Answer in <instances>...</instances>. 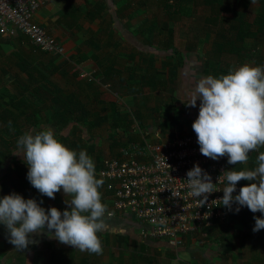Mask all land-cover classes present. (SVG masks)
I'll use <instances>...</instances> for the list:
<instances>
[{"label": "crops", "instance_id": "obj_1", "mask_svg": "<svg viewBox=\"0 0 264 264\" xmlns=\"http://www.w3.org/2000/svg\"><path fill=\"white\" fill-rule=\"evenodd\" d=\"M144 1L44 0L36 12L34 20L43 25L48 33L64 45L67 56H56L58 59L52 62H50L52 56H46L44 53L40 54L38 49L31 48L33 47L32 44L24 35L19 34L9 39H0V87H6L9 92H13L11 88L16 85L24 87L28 83L23 77L25 74L22 77L17 75L14 67L17 61L16 55H21L23 60L30 64L41 66L42 70L46 72L47 77L39 85L48 94L44 95V99H38L45 111V115H42L44 118L49 115V103L55 94L66 96L69 92L77 89L75 82H77L78 78L72 77L69 72L66 77L57 72L51 73L54 64L62 66L66 63V59L74 56L72 59L79 63H72L76 65L79 72L81 69L85 70L90 72L95 78L92 80L94 87L77 89L75 92H77V99H82L88 110L95 114L99 113L102 116H107V122L102 123L100 126H94V122H91L90 112V115L85 117V119L88 118L86 119L87 124H75V126H78L77 134L82 136L85 142H81L82 144H64L77 153L81 150L87 152L94 161L98 179L100 178L97 172L101 161L109 156L118 154L119 145H117L116 141L122 142L124 145L131 138V141L142 142V136H144L145 139L155 143L173 138L182 133L194 132L192 122L198 115L200 101L197 100L196 107L186 106L185 103L188 102L190 89L194 86L195 81L209 75L201 66L203 64L201 56L204 55L205 51L202 52V49L198 48L199 46L195 50L188 49L183 42L184 40L180 39L181 35L177 38L175 32L171 40V46L141 48L144 59L142 62H138V65L142 69L150 65L149 54L153 53L155 56V60L152 61L148 68L152 75L150 78L151 82L144 85L140 90L134 85V92H128L126 87L128 86L126 84L128 79L124 65L130 49L129 44L128 48L124 44L122 45V26L129 29V31H133V28L128 26L127 23L125 24L122 19V6L127 8L158 6L157 0ZM147 17L145 14L139 22L143 23ZM155 18L163 20L164 17L160 14L158 17H153L152 20ZM178 19L179 22H184L180 18ZM69 23L71 25H68ZM109 34H112L113 42L106 47L101 46V48H98V44L95 45L90 41L95 36L96 40H100V44H102ZM185 35V39L188 38V33H185ZM164 37L167 40L168 34L164 33ZM24 38L30 43L27 48L23 47V43L26 42ZM114 42L119 43V45L115 46ZM97 51L102 52L103 55L105 53L122 55V64L118 58L117 60L118 68L122 70L123 80L117 76L111 80L94 76L97 65L92 55ZM70 68L71 66L67 69L70 70ZM156 72H160L161 75ZM49 74H55L51 78L55 82L52 80L48 82ZM115 79H119V82ZM107 84L111 86L112 90L117 89L116 91L118 92H110V89L105 86ZM122 85H124V88ZM58 86L62 87L60 89L54 88ZM122 91L126 93L124 96L120 95ZM116 94L118 97L115 96ZM99 97L106 101L112 98L116 103H125L127 106L131 104L133 109L136 108L135 103L143 102L144 105H139L142 119L136 120L139 123L140 131L136 129L135 123L130 126L125 125V116L119 115L122 107H119L120 110L108 109L110 106H104L100 102ZM120 117L122 118L120 119ZM50 128L53 129L57 139L60 136L67 138L71 124L58 133L55 128ZM67 129L68 132H63ZM35 132L36 130L30 127L24 131V134H34ZM129 132H132L131 136L127 135ZM129 137L131 138L128 140ZM112 143L117 146H113ZM18 161L23 165L24 175L19 178L10 163L8 165L11 166V170L8 171L11 172L10 175L6 179L0 180L1 189L6 185V192H3L4 195L16 192L26 199L33 198L38 203L42 201L41 206L46 210L50 206L56 207L61 211L67 208L66 202L70 201V196H64L63 190L55 194V199H50L40 194L31 186L27 179L28 166L23 162V158L18 157ZM247 164L248 162L244 165L246 166ZM243 182L246 183L244 180ZM99 191L101 192L102 203L107 206V210L110 212L112 209L111 192L105 188L104 184ZM3 194L1 197L4 196ZM105 221L106 228L98 233L103 246V252L99 255L73 249L70 245L59 243L56 239L49 238L44 233L30 237V239L35 240V243L30 244L27 250L20 251L9 243L7 230L4 225L0 224V264H197L184 255L183 244L175 251L163 240L144 237L141 234L143 227L129 212H118L110 216L106 214ZM193 235L185 234L183 241L187 242ZM179 252L182 253L179 254Z\"/></svg>", "mask_w": 264, "mask_h": 264}, {"label": "clouds", "instance_id": "obj_2", "mask_svg": "<svg viewBox=\"0 0 264 264\" xmlns=\"http://www.w3.org/2000/svg\"><path fill=\"white\" fill-rule=\"evenodd\" d=\"M197 100L199 112L192 129L203 156L213 160L226 156L228 164L243 165L250 152L264 147V66L243 64L218 78L201 77L191 87L185 104L196 107ZM13 153L22 156L28 166L27 179L40 194L55 199L63 190L71 199L61 211L51 206L46 210L42 201L16 192L0 197V224L7 230L9 243L25 251L35 243L30 237L44 233L81 252L102 254L98 233L106 228L105 215L111 213L99 191L104 181L96 177L94 161L87 152L77 153L58 140L53 129L46 128L21 135ZM257 162L252 170L222 171L227 182L223 189L194 164L186 173L189 195L199 198L197 207H201L208 203L210 193L222 191L217 200L228 210L238 213L246 206L262 214L254 217L252 231L258 232L264 229V152L257 156ZM241 180L248 183L236 193Z\"/></svg>", "mask_w": 264, "mask_h": 264}, {"label": "trees", "instance_id": "obj_3", "mask_svg": "<svg viewBox=\"0 0 264 264\" xmlns=\"http://www.w3.org/2000/svg\"><path fill=\"white\" fill-rule=\"evenodd\" d=\"M147 1L149 0H145L144 2ZM157 2L158 6H156V10L148 12V17L143 23H140L139 28L137 27L134 28L133 31H129V29L126 27L123 28L122 26V40L129 44L130 49L124 65V70L127 73L128 79V81H126V84H128V86H126L128 92H134V85L140 90L144 85L151 82L150 78L152 75L148 68L152 61L155 60V56L153 53H150L148 56L150 65L145 66L144 69H142V67L138 65V62H142L144 59L142 54L143 50L141 48L164 45L171 46V40L177 30V24L179 23L178 18H180L182 13H187V8L191 5H196L197 9L200 10H207V15L202 18L198 17L196 21L198 23L201 21L204 23L205 26H202V30L207 29V32L212 30L218 32L212 42V50L217 57H220L224 53H229L234 55L238 62H242L246 57L252 56L251 48L254 47L256 43L264 41V0H260L257 15L252 22L247 20L246 7L249 4V0H157ZM126 8V6H122V12ZM160 14L163 15V20L156 18L152 20L153 17H158ZM68 25L71 24L69 23ZM222 25H227L228 29L232 28L235 32H233L234 35L231 36L232 34H229L228 30H223L221 28ZM164 33L168 34L167 40H165ZM90 41L95 45L98 44V48H101V46L106 47L113 42L112 34H109L108 38L102 44H100V40H96L95 36L91 38ZM114 45H119V43L114 42ZM31 48L34 49L35 47L33 46ZM38 51L40 54L44 52L40 50ZM16 57L17 61L14 67L17 75L22 77L23 74H25L23 77L28 83H26L24 87H18V85L15 86L20 91V96L18 97L11 96V98L6 101L4 97L0 95V128L2 129V132H0V166L4 168V174L0 177V180L6 179L10 175L11 172H8L11 170V166H8L10 163L12 164V169L15 170L16 175H18L19 178L24 175L23 165L19 163L18 156L15 154L13 155V152L17 149L18 138L24 134L22 127L24 123L27 125L26 127L35 129V133L46 129L43 127H53L58 133L67 125L71 124V129L69 131L70 134L68 133L66 136L67 138L60 136L58 137V140L63 144H79L85 142V140L82 136L77 134L78 126H75V124H87L86 119L88 118L85 119V117L90 115L91 112L88 110L82 99H77V92H75V90L77 91V89L94 87L93 81L79 77L80 72L75 65L79 62L72 59L74 56H70L69 59H66V63L62 66H56L54 64L51 73L57 72L66 77V74L69 72L72 77L78 78L77 82H75L77 89L73 90V92H69L66 96L55 94L49 103V115L46 118L40 115V111L43 107L38 100L45 98L43 94L44 90L40 87L39 83L47 77L46 72L42 70L43 68L41 66L32 63L30 64L23 60L21 55H16ZM92 58L97 65V70L94 76L99 78L104 77L110 80L116 76L122 78V70L118 68V55L107 53L103 55L102 52L97 51L92 55ZM136 58L137 60H135ZM55 59L56 55H53L50 62ZM70 66V70L67 69ZM228 70L229 66L227 64L221 65L219 62H216L215 67L207 66L204 68L206 73L216 78L228 74ZM156 73L161 75L160 72ZM123 79L124 78H122V80ZM122 87L124 88V85H122ZM125 94L126 93L123 91L120 93V95L123 96ZM99 99L104 106H110L108 109L120 110L119 107H122L119 115L125 116L124 121L127 126H130L135 120L139 121L142 119V115H140L139 112V105H144L143 102H139V104L135 103L136 108L133 109L131 104H129L130 106H127L125 103H116L112 98L111 100L108 99L109 101L103 100L101 97H99ZM121 118L122 117H120V119ZM107 119V116L91 112V122H94V126H100L102 123L107 122ZM127 135L131 136L132 132H129ZM130 138L131 137H129L128 140ZM128 142H126V144ZM116 143L119 145L120 142L116 141ZM112 145L117 146L113 143ZM123 145L124 144L120 147ZM261 152H264V147H261L258 151L249 153V161L246 166L244 164H229V169H254L258 166L257 156ZM103 160L100 163L99 170L103 165ZM261 215L260 212H251L246 206L241 207L238 213L233 211L229 215L230 219H235L239 225L249 229L251 232L250 236L256 237V244L260 247L258 254L260 257L258 258V261L260 262H251V264H264V229L258 232L252 231L255 224L254 217ZM205 231L206 229L202 232ZM233 235L237 236V232ZM242 239L247 238L242 237Z\"/></svg>", "mask_w": 264, "mask_h": 264}, {"label": "built area", "instance_id": "obj_4", "mask_svg": "<svg viewBox=\"0 0 264 264\" xmlns=\"http://www.w3.org/2000/svg\"><path fill=\"white\" fill-rule=\"evenodd\" d=\"M43 2L0 0V39L21 34L36 49L67 57L64 45L34 20ZM79 75L88 80L95 79L82 69ZM105 86L108 88L109 85ZM134 123L140 131L138 121ZM142 138V142L129 141L119 148L117 155L105 158L97 175L111 192V215L131 213L143 227L141 234L144 237L163 240L177 251L185 234L202 232L218 221H226L233 212L217 200L223 196L222 191L210 193L208 203L197 207L199 198L189 195L186 179L187 171L198 164L210 174L216 187L223 189L227 182L222 171L229 169L227 157L213 160L203 156L195 132L155 143ZM244 184L243 180L237 183L236 193Z\"/></svg>", "mask_w": 264, "mask_h": 264}, {"label": "rangeland", "instance_id": "obj_5", "mask_svg": "<svg viewBox=\"0 0 264 264\" xmlns=\"http://www.w3.org/2000/svg\"><path fill=\"white\" fill-rule=\"evenodd\" d=\"M259 2L260 0H249V4L246 7L247 20L249 22H252L255 19L259 8ZM187 9V13H182L180 15V20L184 22H179L177 24L176 36L178 38V36L181 35L180 39L184 40L183 42L188 49L195 50L199 46L198 48L202 49V52L205 51L204 55L201 56L203 63L201 66L203 68L207 66L215 67L216 62L221 63V65L227 64L229 66L228 72L230 70H235L237 67L243 64H249L252 66H264V41L256 43V45L251 48L252 56L246 57L242 62H238L237 58L229 53H224L220 57H217V55L213 53L212 42L213 39L217 36L218 32L214 30L207 32V29L202 30V26H205L204 23L202 21L199 23L196 21L198 17L202 18L203 16L207 15V10L197 9L196 5H191ZM155 10V6H148L144 8L129 7L126 8L124 12H122V19L125 21V24L127 23V25L131 28H139V21H141V18H143L145 14L147 15L148 12H153ZM221 28L223 30H228L229 34H232L231 36H233L235 33L232 28L228 29L227 25H222ZM185 33H188L189 35L186 39ZM24 39L26 42L23 43V47L27 48L30 43L26 40V38ZM123 44L128 48L127 42L122 40V45ZM44 55L53 56L47 53H44ZM56 59L58 58L56 57ZM118 59L120 63H122V55H118ZM54 75L55 74H49L48 82L52 80L51 78ZM115 80L119 82V79ZM117 82L115 83L117 84ZM61 87L62 86H58L54 88L60 89ZM108 88L112 93L118 92L116 91L117 89L112 90L111 86H108ZM11 90L13 92H9L6 87H1L0 95H2V97H4L6 101H8L11 96H20V91L17 89V87L11 88ZM43 94L46 96L48 92L44 90ZM40 115H45V111L43 109L40 111ZM26 126L27 125L25 123L22 126L24 131L28 130V127ZM0 132H2L1 128ZM63 132H68V129L64 130ZM121 145L122 142L119 143L118 147H120ZM104 155L106 154L104 153ZM17 156L19 158H22V156L20 155ZM2 175L3 168L0 166V177ZM3 181L4 183H6L5 180ZM3 192H6V185H4L2 189L0 187V197ZM235 232H237V236L233 235L235 234ZM250 233L251 232L249 231V229L239 225L235 219L228 218L226 221H218L217 225H214L213 227L207 229L205 232H195L194 235L191 236V239L187 240V242L183 241V253L189 258L190 261L192 260L197 264H251V262L257 263L260 262L258 261V258H260L258 256L260 247L256 244V237L250 236ZM242 237L247 239H242ZM187 238L189 239V237ZM181 253L182 252H179V254Z\"/></svg>", "mask_w": 264, "mask_h": 264}]
</instances>
